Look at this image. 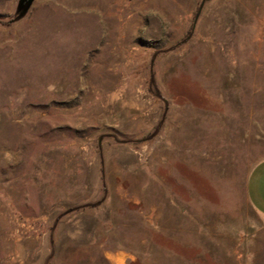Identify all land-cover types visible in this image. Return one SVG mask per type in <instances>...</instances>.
<instances>
[{
  "label": "rangeland",
  "instance_id": "1",
  "mask_svg": "<svg viewBox=\"0 0 264 264\" xmlns=\"http://www.w3.org/2000/svg\"><path fill=\"white\" fill-rule=\"evenodd\" d=\"M18 1L0 0V264H264L245 195L264 0Z\"/></svg>",
  "mask_w": 264,
  "mask_h": 264
},
{
  "label": "crops",
  "instance_id": "2",
  "mask_svg": "<svg viewBox=\"0 0 264 264\" xmlns=\"http://www.w3.org/2000/svg\"><path fill=\"white\" fill-rule=\"evenodd\" d=\"M61 138H65L66 131H60ZM70 137L72 136V131H69ZM62 141V139H61ZM64 141V140H63ZM71 139L69 142H62L63 144H56L54 148L57 151V158L61 163L59 172L57 173V183L58 184H69L75 185L78 183V163L83 164V159L78 153L77 143L73 142ZM46 171V169H45ZM92 181V180H90ZM64 193V190H61ZM245 195L246 200L251 209L255 214L264 222V157L256 160L249 168L246 183H245ZM70 198V197H64ZM34 241H28L29 249L34 251L36 248L30 247ZM41 248L38 243L37 252L40 253ZM123 256H109L112 264H120V259Z\"/></svg>",
  "mask_w": 264,
  "mask_h": 264
},
{
  "label": "water",
  "instance_id": "3",
  "mask_svg": "<svg viewBox=\"0 0 264 264\" xmlns=\"http://www.w3.org/2000/svg\"><path fill=\"white\" fill-rule=\"evenodd\" d=\"M34 1L35 0H19L18 4H17L16 11H15V17L16 18L23 17ZM204 1L205 0H202L201 6L203 5ZM201 6H200V8H201Z\"/></svg>",
  "mask_w": 264,
  "mask_h": 264
},
{
  "label": "trees",
  "instance_id": "4",
  "mask_svg": "<svg viewBox=\"0 0 264 264\" xmlns=\"http://www.w3.org/2000/svg\"><path fill=\"white\" fill-rule=\"evenodd\" d=\"M14 19H16V18H13L12 21H14Z\"/></svg>",
  "mask_w": 264,
  "mask_h": 264
}]
</instances>
